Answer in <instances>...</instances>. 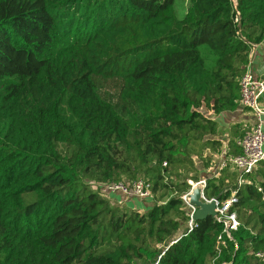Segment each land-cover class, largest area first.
<instances>
[{"label": "trees", "instance_id": "16d2710c", "mask_svg": "<svg viewBox=\"0 0 264 264\" xmlns=\"http://www.w3.org/2000/svg\"><path fill=\"white\" fill-rule=\"evenodd\" d=\"M176 1L0 0V264L212 263L222 226L187 233L181 195L194 157L222 146L205 112L241 105L264 0H190L182 17ZM258 166L241 186L208 178L209 196L237 190L241 221L215 264H264ZM138 178L144 213L94 188Z\"/></svg>", "mask_w": 264, "mask_h": 264}, {"label": "built area", "instance_id": "2783aa9c", "mask_svg": "<svg viewBox=\"0 0 264 264\" xmlns=\"http://www.w3.org/2000/svg\"><path fill=\"white\" fill-rule=\"evenodd\" d=\"M238 21V17L235 18ZM240 103L243 107L249 109L254 115V123L245 135L238 140L241 148L239 154L226 155L223 161L219 163L213 176L218 177L223 169H232L239 173L238 186L248 183L249 180L244 176L253 173L259 163L264 161V105L260 99L264 96V72L257 74L248 65L244 75L240 80ZM166 165V163H164ZM189 189L185 191L181 198L185 203L186 215L188 217L187 233L192 232L198 227V221L194 219L198 206L191 202L190 195L196 187H201V200L207 203H216V214L212 216L217 223L222 226L215 242L216 254L211 264H215L220 258L223 245L226 241L236 244L234 233L239 229L241 221L235 207L239 202L237 190H233L229 197L221 199L218 196H209L206 191L208 188V177H200L197 180H189ZM99 188L102 195H123L125 200H152L153 185L144 178H138L131 182L112 181L101 182L95 185ZM118 203L122 204L123 200ZM255 256L264 262V251H257ZM143 264H149L143 262ZM222 264H225L223 262Z\"/></svg>", "mask_w": 264, "mask_h": 264}, {"label": "crops", "instance_id": "0c3cea01", "mask_svg": "<svg viewBox=\"0 0 264 264\" xmlns=\"http://www.w3.org/2000/svg\"><path fill=\"white\" fill-rule=\"evenodd\" d=\"M250 63L251 68L255 73L261 74L264 72V43H261L254 47V49L252 50ZM205 114L208 117H212L218 122L219 127L217 139L221 140L222 146L218 151H212L211 149H207L205 151L203 158H209L211 160V163L207 165L205 164L203 158H199L196 156L194 157V162L199 173V178L204 176L208 178L215 177L213 175L215 174L219 163L223 161L225 156L236 154L232 152L233 148L230 147V142L232 141L234 142V144H237L238 140L242 138L240 136L241 133L248 127L250 128V126L255 121L253 113L242 105H240L236 110L224 111L218 115L213 114L212 111H206ZM233 130H237L238 134L234 135ZM228 170L230 172H236L232 169ZM129 203L131 202L127 201L125 205ZM135 203L136 205L133 204V206L139 207V210L143 211L144 213L149 207H151V205L153 204V200H138Z\"/></svg>", "mask_w": 264, "mask_h": 264}, {"label": "water", "instance_id": "95a60500", "mask_svg": "<svg viewBox=\"0 0 264 264\" xmlns=\"http://www.w3.org/2000/svg\"><path fill=\"white\" fill-rule=\"evenodd\" d=\"M191 202L198 206L194 219L200 221L208 216H214L216 214V203H207L201 200V187H196L193 193L190 195Z\"/></svg>", "mask_w": 264, "mask_h": 264}, {"label": "rangeland", "instance_id": "374dc122", "mask_svg": "<svg viewBox=\"0 0 264 264\" xmlns=\"http://www.w3.org/2000/svg\"><path fill=\"white\" fill-rule=\"evenodd\" d=\"M189 5H190V0H177L176 1V9H177V14L179 15V17H182V16H184V15H186V13H187V11H188V7H189ZM260 101L263 103L264 102V96L260 99ZM247 130H249V128H247L245 131H247ZM203 160H204V162H205V164L207 165V164H209V163H211V160L210 159H205V158H203ZM209 166V165H208ZM259 167V166H258ZM181 179H183V177L181 178ZM259 179H261V178H259ZM173 180H174V178H173ZM189 180H196V179H194V178H192V177H190V178H188L187 179V182L189 181ZM188 184H189V182H188ZM94 188H95V186H94ZM126 203V200L124 199L123 200V203L122 204H125ZM130 206V205H129ZM131 207V206H130ZM142 212V211H141ZM143 262H148L149 264H151L149 261H147V260H140L139 262H137L136 264H143Z\"/></svg>", "mask_w": 264, "mask_h": 264}]
</instances>
